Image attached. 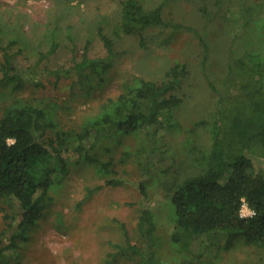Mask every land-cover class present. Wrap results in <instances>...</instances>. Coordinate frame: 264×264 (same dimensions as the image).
Masks as SVG:
<instances>
[{
    "label": "rangeland",
    "instance_id": "obj_1",
    "mask_svg": "<svg viewBox=\"0 0 264 264\" xmlns=\"http://www.w3.org/2000/svg\"><path fill=\"white\" fill-rule=\"evenodd\" d=\"M123 1L0 0V80L8 51L17 70L33 68L43 81L19 90L2 84L0 118L16 98H22L54 107L60 127L78 132L100 114L108 99L140 80L161 83L173 67L186 69L177 90L183 98L175 112L179 127L162 130L156 142L142 133L104 137L93 152L107 168L72 153L70 176L53 188V203L29 239L19 242L9 264H264V245L244 239L231 247L225 239H206L198 257L188 259L172 242L168 191L173 180L192 170L186 140L208 146L209 134L201 121L215 112L221 94L237 93L250 79L240 67L233 73L230 64L232 51L236 57L249 49L264 50V20L244 26L245 9L261 0H139L148 11L161 7L168 25L132 35L121 29ZM101 30L114 42L115 53L104 84L87 89L52 73L72 67L85 54L106 57ZM256 165L264 168V158H257ZM111 180L122 183L108 184ZM140 182L146 183L148 207L157 223L154 239L141 231ZM12 214L9 203L0 198V247ZM18 224L19 219L13 222ZM130 244L142 254L125 251ZM144 254L153 256L151 263L143 261Z\"/></svg>",
    "mask_w": 264,
    "mask_h": 264
},
{
    "label": "trees",
    "instance_id": "obj_2",
    "mask_svg": "<svg viewBox=\"0 0 264 264\" xmlns=\"http://www.w3.org/2000/svg\"><path fill=\"white\" fill-rule=\"evenodd\" d=\"M122 16L121 29L128 35L150 26L168 25L161 7L148 11L139 0H124ZM245 16L244 26L249 28L253 22L263 21L264 0L246 8ZM101 35L108 51L106 57L85 54L72 67L52 73L59 78L69 77L87 89L104 84L115 53L114 42L102 30ZM234 55L231 71L240 67L250 74V79L241 84L237 93L227 91L220 95L215 112L200 123L209 134L208 146L199 147L187 139L192 170L168 186L173 207L172 242L188 259H196L202 243L209 238L225 239L228 247L241 239L247 244L264 245V168L256 165L257 158H264V50L249 49L242 56ZM2 71L0 86L10 84L12 90L43 83L37 70H17L13 54L8 51ZM185 72V67L177 65L161 83L140 80L127 92L108 99L100 114L89 118L78 132L63 130L55 118V108L49 105L16 98L5 109L0 118V198L6 199L13 214L8 230L2 234L5 241L0 247V264L10 263L19 242L28 240L32 228L44 217L54 201L53 188L71 174L72 153L107 168L109 165H104L93 152L104 137L142 133L156 142L162 130L179 127L175 112L183 98L177 90ZM157 148L158 142L154 143ZM139 190L143 196L141 231L145 229L154 239L157 223L148 207L146 183L140 182ZM242 198L254 210V216L241 218ZM18 219L19 224L14 226ZM124 250L142 254L140 248L131 244ZM152 260L153 256L144 254V262Z\"/></svg>",
    "mask_w": 264,
    "mask_h": 264
},
{
    "label": "clouds",
    "instance_id": "obj_3",
    "mask_svg": "<svg viewBox=\"0 0 264 264\" xmlns=\"http://www.w3.org/2000/svg\"><path fill=\"white\" fill-rule=\"evenodd\" d=\"M254 215H255V212L252 211L251 209H249L247 203L242 198V209H241V212H240L241 218L243 219L246 216H254Z\"/></svg>",
    "mask_w": 264,
    "mask_h": 264
},
{
    "label": "built area",
    "instance_id": "obj_4",
    "mask_svg": "<svg viewBox=\"0 0 264 264\" xmlns=\"http://www.w3.org/2000/svg\"><path fill=\"white\" fill-rule=\"evenodd\" d=\"M246 217H251V216H246Z\"/></svg>",
    "mask_w": 264,
    "mask_h": 264
}]
</instances>
